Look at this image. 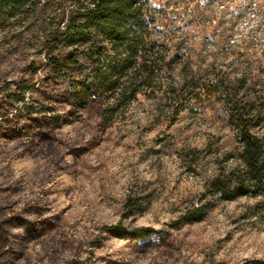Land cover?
<instances>
[{
  "label": "rangeland",
  "instance_id": "obj_1",
  "mask_svg": "<svg viewBox=\"0 0 264 264\" xmlns=\"http://www.w3.org/2000/svg\"><path fill=\"white\" fill-rule=\"evenodd\" d=\"M151 7L169 30H157L154 37L170 54L187 56L188 69L231 76L247 72L242 91L264 93V0H154ZM31 22L0 30V264H253L264 259V209H254L263 199H202L206 180L220 164H232L220 155L233 147L227 100L209 97L173 118L164 94L162 115L157 97L140 96L104 126L99 103L75 108L52 77L37 51L40 20ZM180 76L176 63L173 82ZM21 81L32 86L30 115L5 99ZM56 114L69 123L52 128L48 119ZM130 195L141 203L126 217ZM202 200L207 211L200 221L172 226ZM116 224L153 231L126 239L103 229Z\"/></svg>",
  "mask_w": 264,
  "mask_h": 264
},
{
  "label": "trees",
  "instance_id": "obj_2",
  "mask_svg": "<svg viewBox=\"0 0 264 264\" xmlns=\"http://www.w3.org/2000/svg\"><path fill=\"white\" fill-rule=\"evenodd\" d=\"M153 1L0 0V30L40 20L37 51L46 59L52 77L65 87L75 108L84 110L99 103L97 114L104 126L123 115L140 96L157 97L162 115L165 109L160 95L164 94L173 118L201 106L209 97H223L228 103L225 117L233 132V147L220 155L232 164L218 166L205 182L202 199L261 198L254 209L263 210L264 93L242 91L249 82L247 72L231 76L211 74L209 70L196 74L188 69L187 56L170 54L167 46L154 37L157 30H169L158 22L151 7ZM176 63L181 65V76L173 82ZM221 86L226 91L219 94ZM31 88L25 81L16 82L5 99L30 115L34 108L27 101ZM48 120L55 129L69 123L59 114ZM140 203L136 195L128 196L125 216L132 215ZM206 211L207 203L202 200L187 208L172 226L200 221ZM103 229L126 239H139L153 231L143 226L127 229L122 224ZM253 264H264V259Z\"/></svg>",
  "mask_w": 264,
  "mask_h": 264
}]
</instances>
